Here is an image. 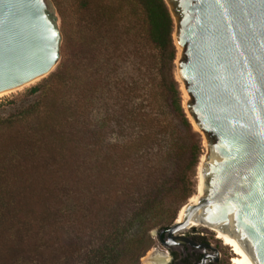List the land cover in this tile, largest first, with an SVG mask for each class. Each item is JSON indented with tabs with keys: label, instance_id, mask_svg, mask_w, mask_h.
Wrapping results in <instances>:
<instances>
[{
	"label": "trees",
	"instance_id": "trees-1",
	"mask_svg": "<svg viewBox=\"0 0 264 264\" xmlns=\"http://www.w3.org/2000/svg\"><path fill=\"white\" fill-rule=\"evenodd\" d=\"M79 2L39 98L0 114V264H137L151 231L182 208L167 204L165 164L194 131L173 75L169 7Z\"/></svg>",
	"mask_w": 264,
	"mask_h": 264
},
{
	"label": "water",
	"instance_id": "water-1",
	"mask_svg": "<svg viewBox=\"0 0 264 264\" xmlns=\"http://www.w3.org/2000/svg\"><path fill=\"white\" fill-rule=\"evenodd\" d=\"M165 2L185 113L210 154L205 194L185 203L184 220L154 233L167 248L197 246L184 234L198 216L264 264V0ZM62 38L45 0H0V95L51 73Z\"/></svg>",
	"mask_w": 264,
	"mask_h": 264
},
{
	"label": "rangeland",
	"instance_id": "rangeland-1",
	"mask_svg": "<svg viewBox=\"0 0 264 264\" xmlns=\"http://www.w3.org/2000/svg\"><path fill=\"white\" fill-rule=\"evenodd\" d=\"M48 10L50 11L52 17L56 18V23L61 30L62 37H64L63 32H69L71 26L73 27L74 23L80 21L83 17L82 7L79 0H45ZM64 48L63 38L61 45V59H62V50ZM177 48V46H176ZM178 55L176 53V58L174 61L173 75L177 82V86L180 92L181 105L186 112V104L190 101L189 98L185 95L182 90L181 80L178 77ZM61 59L59 60L57 66L59 65ZM57 66L53 69L54 72L57 69ZM51 72V73H52ZM40 78L39 80L32 82L28 85H25L20 91L10 92L4 97L0 98V114L2 116H8L10 113L19 110L20 108L26 106L27 104L37 100L40 95V90L34 92L35 87H42L46 79L51 74ZM186 114V113H185ZM187 116V115H186ZM175 122V120H174ZM193 128V127H192ZM194 133H184L183 135L186 138L187 147L182 153L181 157L176 158V160H170L165 164L168 186L172 185L173 190L167 198V204L172 208V213L177 211L188 202V199L182 201L181 196L185 190H192V194L195 193L198 179H197V170L198 164L202 154L207 150V139L199 134L196 130ZM199 146V157L196 164H192L190 148L193 146ZM191 194V195H192ZM155 228L151 231L153 243L150 248L140 257L137 264L149 263L152 261V258L157 254H163L165 252L164 247L159 244L157 234L154 233ZM194 230L203 231L205 237L208 238L215 246L219 249L222 254L219 264H233L231 258L233 253L230 248L223 244V242L216 238V233L210 231L206 228H189L186 233L189 234Z\"/></svg>",
	"mask_w": 264,
	"mask_h": 264
},
{
	"label": "bare ground",
	"instance_id": "bare-ground-1",
	"mask_svg": "<svg viewBox=\"0 0 264 264\" xmlns=\"http://www.w3.org/2000/svg\"><path fill=\"white\" fill-rule=\"evenodd\" d=\"M167 1H169V0H167ZM170 7H172V6H170ZM174 19L176 22L178 21V18L176 16H174ZM174 36H175V34H174ZM177 62H178V58H177ZM177 73H178V70H177ZM178 77H179V74H178ZM179 79L181 80L180 77H179ZM32 82H35V81L31 80L26 85H28ZM7 94H9V93L1 94L0 98L4 97ZM207 150H208V146H207ZM207 150L202 154V156L200 158V162H199L198 167H197L198 168V170H197L198 182L196 185V192L188 200V202H190V203H196L205 194V187H206V180L207 179L203 175V169H204V165L208 159L207 156L210 154L209 152H207ZM185 213H186V205H183L179 214H178L177 221L184 220ZM197 227L206 228V229L216 233V238L220 239L224 245L228 246L230 248L231 252L233 253V256L231 258V261L233 264H256V262L252 256L251 252L249 251V249L246 246H244L242 243L240 244V246H238L223 231V229H221L215 225L207 224L204 221L200 220V218L198 216H195L193 218L192 222L189 224L188 228H197ZM161 257H162L161 254H157L156 256H154L152 258L151 262H149V263L147 262L144 264H160L163 261Z\"/></svg>",
	"mask_w": 264,
	"mask_h": 264
},
{
	"label": "flooded vegetation",
	"instance_id": "flooded-vegetation-1",
	"mask_svg": "<svg viewBox=\"0 0 264 264\" xmlns=\"http://www.w3.org/2000/svg\"><path fill=\"white\" fill-rule=\"evenodd\" d=\"M184 235L191 238L197 246L185 244L167 248L162 244L157 234L159 244L165 250L161 254L163 261L160 264H219L222 254L215 244L205 237L203 231L194 230L189 234L185 232ZM164 238L165 233L162 234V239ZM217 253L218 256H216Z\"/></svg>",
	"mask_w": 264,
	"mask_h": 264
}]
</instances>
